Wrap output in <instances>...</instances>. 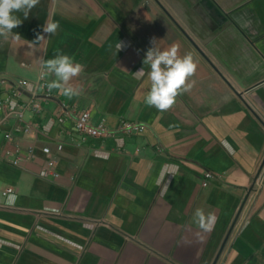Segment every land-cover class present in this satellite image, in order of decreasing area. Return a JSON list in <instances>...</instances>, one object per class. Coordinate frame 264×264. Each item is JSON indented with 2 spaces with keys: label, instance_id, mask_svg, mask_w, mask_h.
Instances as JSON below:
<instances>
[{
  "label": "crops",
  "instance_id": "crops-1",
  "mask_svg": "<svg viewBox=\"0 0 264 264\" xmlns=\"http://www.w3.org/2000/svg\"><path fill=\"white\" fill-rule=\"evenodd\" d=\"M14 14L20 39L0 38V118L27 98L13 83L35 80L41 58L84 67L78 95L52 89L40 112L0 124V264H264V0H40L27 19ZM46 22L59 23L55 35ZM153 40L198 65L163 112L144 102ZM62 101L111 129H145L81 134ZM205 171L215 175L204 186ZM198 208L215 213L211 232L194 223Z\"/></svg>",
  "mask_w": 264,
  "mask_h": 264
},
{
  "label": "clouds",
  "instance_id": "clouds-1",
  "mask_svg": "<svg viewBox=\"0 0 264 264\" xmlns=\"http://www.w3.org/2000/svg\"><path fill=\"white\" fill-rule=\"evenodd\" d=\"M40 2V0H0V38L4 42L9 39L19 40L18 33L13 29L22 24V20L14 13H23L25 19L28 18L31 10ZM59 29L58 22H46L44 32L55 35ZM42 37H38V41ZM37 41V42H38ZM153 46L148 49L143 61L148 65L150 71L147 75L150 78L151 86L147 92L144 102L149 107H155L163 112L170 110L176 103V99L182 93L188 92L194 86L195 81L191 78L197 71V62L191 53L179 54V46L172 45L167 49L156 47L155 40ZM123 45L119 42L116 45L117 51L121 50ZM42 76L52 75L54 80L47 83L49 91L58 89L60 92L71 99L79 94L77 88L72 85L73 78L77 77L83 71V65L74 62V59L67 54L57 52L53 58L40 59ZM137 78L145 75L144 68L134 73ZM14 104V101H13ZM174 168V166H168ZM174 176V171L167 172ZM165 172L162 169L160 176L155 181L159 186L164 180ZM167 189V185L165 186ZM194 223L199 232H211L215 226L217 217L214 212L205 213L203 209H196L193 216ZM199 232L197 235H199Z\"/></svg>",
  "mask_w": 264,
  "mask_h": 264
},
{
  "label": "built area",
  "instance_id": "built-area-1",
  "mask_svg": "<svg viewBox=\"0 0 264 264\" xmlns=\"http://www.w3.org/2000/svg\"><path fill=\"white\" fill-rule=\"evenodd\" d=\"M48 81L42 74L40 73L38 77L33 81H28L27 79H21L15 83H13L14 91L19 96L22 94L23 90L26 86H29L28 96L26 99L20 101L13 108H9L5 111L2 118H0V124L8 117L14 116L20 120H22L27 112L30 113H38L41 111V100L49 97L51 95L50 91L47 88ZM59 114L67 119H71L74 128L81 134L97 137V136H114L117 133H140L143 132L145 127L135 121H126L119 124L115 129L109 128L104 121H98L94 123L91 118V113L89 109L86 108H78L75 104H70L66 102H59L58 107ZM24 134L29 135L36 129L35 125L26 124L19 128ZM5 137L10 138L11 134L9 132L5 133ZM62 147L61 144H58V148ZM42 151L48 155L50 149L48 146H44ZM20 157H15L12 162L14 164L18 163ZM53 160L51 158L46 159V165L44 166L45 170L48 173L53 175H57V173L52 170ZM215 174L211 171H205L204 177L201 181L202 185H207L208 180L212 178ZM12 188L8 187L3 190V193L11 191ZM235 224V223H234ZM234 224L231 227V232L234 230Z\"/></svg>",
  "mask_w": 264,
  "mask_h": 264
},
{
  "label": "rangeland",
  "instance_id": "rangeland-1",
  "mask_svg": "<svg viewBox=\"0 0 264 264\" xmlns=\"http://www.w3.org/2000/svg\"><path fill=\"white\" fill-rule=\"evenodd\" d=\"M232 227V226H231ZM231 227H230V229H231ZM230 231V230H229Z\"/></svg>",
  "mask_w": 264,
  "mask_h": 264
},
{
  "label": "water",
  "instance_id": "water-1",
  "mask_svg": "<svg viewBox=\"0 0 264 264\" xmlns=\"http://www.w3.org/2000/svg\"><path fill=\"white\" fill-rule=\"evenodd\" d=\"M231 230V229H230ZM214 264V263H213Z\"/></svg>",
  "mask_w": 264,
  "mask_h": 264
}]
</instances>
